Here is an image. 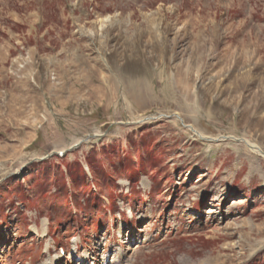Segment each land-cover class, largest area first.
Listing matches in <instances>:
<instances>
[{
    "label": "rangeland",
    "instance_id": "obj_1",
    "mask_svg": "<svg viewBox=\"0 0 264 264\" xmlns=\"http://www.w3.org/2000/svg\"><path fill=\"white\" fill-rule=\"evenodd\" d=\"M245 141L264 0H0V264H264Z\"/></svg>",
    "mask_w": 264,
    "mask_h": 264
},
{
    "label": "bare ground",
    "instance_id": "obj_2",
    "mask_svg": "<svg viewBox=\"0 0 264 264\" xmlns=\"http://www.w3.org/2000/svg\"><path fill=\"white\" fill-rule=\"evenodd\" d=\"M174 117H177V119L178 120H181L178 116H174ZM189 130H190V128H189ZM191 131H193L195 134H197V138H199V139H203V137L201 136V135H199L197 132H195L194 130H191ZM192 132V133H193ZM245 144L248 146V148L250 149V150H252L253 152H257V153H260V154H262V156L264 157V153H262L254 144H251V143H248L247 141H245Z\"/></svg>",
    "mask_w": 264,
    "mask_h": 264
}]
</instances>
